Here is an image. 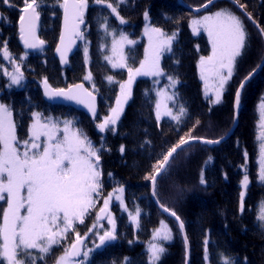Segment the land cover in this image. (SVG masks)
<instances>
[{
  "label": "trees",
  "instance_id": "trees-1",
  "mask_svg": "<svg viewBox=\"0 0 264 264\" xmlns=\"http://www.w3.org/2000/svg\"><path fill=\"white\" fill-rule=\"evenodd\" d=\"M184 1L190 5L196 2V7L207 2ZM259 1L240 0L247 4L245 10L264 26V2ZM14 2L20 4V0ZM46 5L40 9L39 27V36L45 41L44 48L27 52L19 38L18 8H9L0 3V14L6 18L0 20V41H6L13 57H24V53H27L22 61L17 60L21 64L23 87L13 86L9 89L7 76L0 75V101L13 107L17 135L21 138L25 136L31 123V112L56 118H69L72 115L80 118L79 128L94 145H104L100 160L102 194L107 196L116 187L122 186L124 207L115 205L112 208L117 225V243L103 252L95 250L87 264H124L125 259L128 264H149L148 248L163 223L170 225L173 238L159 241L165 251L158 264H185L186 252L179 228L152 202L151 182L146 177L153 173L157 161L178 142L180 136L190 132L192 136L217 139L229 131L233 124L236 90L263 58L262 38L251 22L242 16L250 32V43L236 62L235 75L222 103L215 104L206 96L199 72L200 59L208 56L211 44L207 35L193 33L190 21L197 14L179 5L178 0H125L118 8L119 17L126 21L124 24L119 23V18L111 13L106 4L97 5L95 0H89L85 14L87 27L82 29L84 39L80 40L78 51L70 58L68 68H61L54 54L61 30L62 9L53 6V0H46ZM223 7L232 8L241 15L237 8L226 1L217 3L206 13ZM145 11L148 12L151 27L161 28L168 35L177 33L172 50L162 56L161 65L164 77L171 76L177 81L176 97L171 107L176 113L178 106L182 105L186 109L187 119L182 118L181 123L171 118L157 120V86L150 78H139L135 82L115 133H101L95 128L99 116L94 123L81 112L44 101L41 86L45 77L55 89L84 83L98 95L99 115L103 116L113 106L119 84L128 79V69H137L144 59ZM104 17H107L109 30L121 32L134 42L128 50V69H114L105 59L109 55V48L105 47L106 35L101 28ZM85 44L88 45V58L85 57ZM0 64L9 72L13 71V65L2 56ZM89 73L91 80L85 79ZM108 76L113 77L112 82L106 79ZM263 92L264 69L243 93L239 126L231 139L219 147L196 144L187 152L180 151L175 155L174 162L171 160L168 174L158 179L157 198L163 206L174 210L185 225L192 250L191 264H220V253L235 258L237 264H244L245 258L247 264H264V234L256 226L261 202L264 201V184L257 179L259 145L256 113ZM121 146L124 147L123 154L119 151ZM245 165L249 176L246 190L241 184ZM201 177L206 181L204 185L200 184ZM241 192L244 193L242 214L238 211ZM137 207L141 215L139 223L135 225L129 213L134 214ZM95 215V212L89 214L84 224L76 225L81 236L88 232L93 223L98 224ZM205 239L209 241L208 260L204 259ZM60 254L57 248L44 260L38 259L37 264H54Z\"/></svg>",
  "mask_w": 264,
  "mask_h": 264
},
{
  "label": "snow or ice",
  "instance_id": "snow-or-ice-1",
  "mask_svg": "<svg viewBox=\"0 0 264 264\" xmlns=\"http://www.w3.org/2000/svg\"><path fill=\"white\" fill-rule=\"evenodd\" d=\"M0 3L9 8H18L19 15V38L28 49L41 48L45 41L38 39L36 35L37 21L40 19V9L47 6L46 0H20L16 4L14 0H0ZM125 3V0H95L97 5H105L119 18L121 24L126 21L119 17V5ZM216 0H207L206 3L196 8L199 13L209 4H215ZM235 8L239 9L241 15H238L232 8L223 7L209 14H201L193 18L190 23L194 34H199L201 30L207 33L211 42L212 53L210 56L202 57L199 62L201 75L207 80L208 75H213L219 81V88L223 89L225 83L232 77L235 64L247 50L250 43V36L244 22V18L251 22L256 28L260 37L264 38V26L256 20L251 13L243 11L247 4L240 0H229ZM53 6H58L63 12V32L59 37L57 52L61 54V59L67 63L65 52L70 51L75 39H84V33L81 25L85 24V14L89 7V0H53ZM242 16L244 18H242ZM145 20L148 19V12H144ZM6 18L0 14V20ZM105 35H111L112 52L117 51L116 32L107 27V17L101 24ZM157 37L155 43H152V37L149 36L151 52H146L145 61L141 63L139 69H128L129 77L126 83L119 84V95L115 100V107L109 109L110 115L103 117L98 123L99 132L115 133V125L120 119L124 105L128 103L131 96V84L133 76L136 74L159 76L163 75L160 68V53L167 49L171 51L172 41L177 33L168 35L161 28L153 27L150 29ZM67 45L65 46V42ZM120 41L134 43L120 33ZM87 44V41L85 40ZM0 56L7 59L13 65V71L9 72L0 64V75L7 76V87H23V73L21 64L17 60L24 57H13L6 41H0ZM85 57L88 58V50L85 48ZM105 59L112 63V58L105 56ZM123 60V57H121ZM113 67L117 65L112 64ZM120 67L125 65L121 63ZM247 76L238 86L235 94V105L239 108L240 90L245 83L251 79ZM85 79L91 80L89 73ZM109 82L113 77L108 76ZM172 85L177 82L171 76L168 77ZM45 95L50 99L53 97H62L66 100H74L77 104H82L89 109L95 116V96L92 92L84 89L82 84L72 85L67 89L60 88L49 91L47 78L43 79ZM166 91V90H165ZM159 94V93H158ZM175 93H173V96ZM172 97H169L171 99ZM221 99V92L217 91L213 103L218 104ZM160 107L159 104L156 105ZM264 111V103L260 105ZM13 107L0 101V264H37V260H44L46 256L52 254L54 246H60L69 239V233L74 234V239L63 247V254L58 257L56 264H86L88 254L94 250H99L106 243L117 239L115 232V219L110 211V201L113 199L123 203L121 194L124 192L122 186L114 189V192L103 196L102 194V168L100 164L104 145L96 146L89 139L86 133L74 125L71 120L57 121L52 117L44 116L40 112H31L28 131L23 138L17 135V123L13 118ZM166 115L177 123L182 122V118L187 119L186 109L180 105L176 114L172 110H166ZM159 120V112H157ZM264 127V125H262ZM264 140V132L261 133ZM226 139L222 136L217 139L205 138L201 136L187 135L180 136L178 142L170 148L158 160L153 173L146 178L151 182L153 197L157 196L156 184L157 177L161 173L168 174L171 168L170 159L174 162V154L178 149L181 152H187L196 144L219 145ZM144 143H150L145 141ZM187 146V147H185ZM123 154L124 147L119 149ZM245 156L247 153L245 152ZM209 161L211 157L208 158ZM241 181L242 187L246 190L249 184V176L246 165ZM258 182L264 184V142L259 147L258 157ZM206 181L201 177L200 184L204 185ZM103 197V204L97 210V204ZM165 213H170L178 222V228L183 234L184 223L174 210L161 205ZM261 208H264V201L261 202ZM125 211L127 208L125 207ZM239 213L244 212V193L241 192L238 201ZM95 212V220L99 221L107 218L108 223L112 225L111 229L100 232L103 225L93 223L91 228L84 236H81L76 230L77 223L84 224L85 218ZM133 222L139 223L141 210L137 207L133 213H129ZM257 229L264 234V213L258 214ZM91 234L96 239L91 241L92 247L84 249V241ZM163 241L170 240L171 229L161 232L157 230L155 237ZM186 240V234H184ZM98 241V242H97ZM131 243V241H130ZM208 239L203 241L204 259H209ZM35 250V252L33 251ZM165 248L159 243H152L148 248L149 264H158L160 256ZM77 257H82L77 259ZM220 264H237L235 258L218 254ZM124 264H128L125 259ZM244 264H247L246 258Z\"/></svg>",
  "mask_w": 264,
  "mask_h": 264
},
{
  "label": "rangeland",
  "instance_id": "rangeland-1",
  "mask_svg": "<svg viewBox=\"0 0 264 264\" xmlns=\"http://www.w3.org/2000/svg\"><path fill=\"white\" fill-rule=\"evenodd\" d=\"M260 3H261V1H259ZM196 5H197V3L196 2H194V3H192V6H194V7H196ZM213 12H215V11H213ZM209 13H211V12H208V13H204V14H209ZM200 15H197V16H194L193 18H196V17H199ZM192 18V19H193ZM118 21H119V19H118ZM120 23V22H119ZM19 28V27H18ZM151 28H153V27H151L150 26V23H149V18L147 19V24H146V28H145V30H144V33H143V37H144V39H145V41H146V50H145V54H146V52H148V53H150L151 52V47H150V40H149V36H151L152 37V43H155V41H156V39H157V37H156V35L154 34V33H151V31H150V29ZM116 32V31H115ZM121 33V32H120ZM120 33H117L116 32V36H115V39H116V41L118 42L117 43V51L115 52V53H113L112 52V50H111V48H112V40H113V37L111 36V35H106V43H105V47H108L109 48V57H111L112 58V63H110V62H108L111 66H112V64L113 63H115L117 66L116 67H114V69H128V50H129V48H131L133 45H134V43H131V44H129V43H127L126 41H123V42H121L120 41ZM201 33H203V34H205V35H207V33L206 32H204L203 30H201L200 31V33L199 34H201ZM250 33V32H249ZM125 35V34H124ZM126 36V35H125ZM127 37V36H126ZM207 37H208V35H207ZM127 39L128 40H130L128 37H127ZM208 40H209V38H208ZM131 41V40H130ZM209 42H210V40H209ZM210 44H211V42H210ZM172 45H173V41H172V44H171V50H172ZM84 48H87V50H88V45H84ZM171 51H168L167 49H165L164 51H162L161 53H160V60H159V65H160V68L162 69V65H161V59H162V56L163 55H165V54H167V53H170ZM211 53H212V46H211V50H210V53L208 54V56H210L211 55ZM121 57H123V60H121ZM207 57V56H206ZM145 61V56H144V59H143V61H142V63ZM121 63H123L125 66L124 67H120L119 65L121 64ZM113 67V66H112ZM140 68V66L137 68V69H139ZM235 68H236V64H235V67H234V70H233V75H232V77L225 83V85H224V87H223V89H220L219 88V81L213 76V75H208V77H207V80H205L203 77H202V75H201V70H200V66H199V72H200V75H201V80H202V83H203V86H204V91H205V94H206V96L211 100V102L212 101H214L215 100V95H216V92L217 91H220L221 92V99H220V102L218 103V104H220V103H222V100H223V97H224V94L226 93V91L230 88V84L232 83V79H233V76L235 75ZM135 70V69H134ZM162 71H163V69H162ZM165 75H164V72H163V75H159V76H152V75H142V74H136V75H134L133 76V82H132V84H131V96H132V90H133V86H134V84H135V82L139 79V78H150V79H152L155 83H156V86H157V104H159L160 105V107L159 108H157V112H159V119H164V118H171V116H169V115H166L165 113H166V110H172L173 111V109H172V104L174 103V101H175V95L173 96V93H175V88H176V83H175V85H172L171 84V82L169 81V79L168 78H166V77H164ZM129 77V76H128ZM128 80V79H127ZM127 80L125 81V82H123V83H126L127 82ZM166 81L165 82V84H163V85H161L160 86V84L163 82V81ZM166 90V91H165ZM159 93V94H158ZM118 95H119V93H118ZM131 96H130V98H131ZM261 97H260V100H259V102H258V104H257V114H258V120H257V128H258V145H259V147H260V144L262 143V142H264V140H262L260 137H261V133L262 132H264V127H262V125H264V111H262L261 110V108H260V105L262 104V103H264V92L260 95ZM169 97H172L171 99H169ZM130 98H129V100H128V102L130 101ZM128 104V103H127ZM127 104L126 105H124V108H123V112H124V110H125V108H126V106H127ZM216 104V103H215ZM112 107H115V102H114V104H113V106ZM109 109L110 108H108L107 109V111H106V113L103 115V116H101V115H99V118H98V121H97V123H96V126H95V128L98 130V128H97V125H98V123H100L101 121H102V118L103 117H106V116H108V115H110V111H109ZM123 112H122V114H123ZM173 113L174 114H176L174 111H173ZM122 114H121V116H122ZM121 116H120V118H121ZM50 117H52L54 120H57V121H63V120H71V121H73L74 122V125L77 127V128H79V126H78V122H79V120H80V118H76V117H73L72 115L71 116H69V118H56V117H54V116H50ZM172 119V118H171ZM120 120V119H119ZM119 122V121H118ZM118 122H117V124H118ZM116 124V125H117ZM116 125H115V127H116ZM80 129V128H79ZM99 131V130H98ZM91 140V139H90ZM94 144V143H93ZM258 151H259V148H258ZM114 192V191H113ZM113 192H111V193H113ZM111 193H109V194H111ZM121 200L123 201V203H120L119 201H117V200H115V199H113L112 201H110V211H111V213H112V208H113V206H115V205H119L120 206V208H122V206L124 207V200H123V195L121 194ZM3 204V202H0V205H2ZM102 204H103V199H101L100 200V203L99 204H97V210L102 206ZM260 213H264V208H261L260 207ZM91 214V213H90ZM113 215V214H112ZM130 220H131V222L132 223H134L135 225H137V223H135V222H133V220H132V218H131V216H130ZM78 224V223H77ZM76 224V225H77ZM76 225H75V227H76ZM98 225H103V228L102 229H99V231L100 232H103L104 230H109V229H111V227H112V225H110L109 223H108V220H107V222L105 223V224H98ZM116 228H117V225H116V222H115V232H116ZM168 229H171V227H170V225H168L167 223H163V225H162V227L160 228V231L161 232H163V231H167ZM156 234V233H155ZM171 237L173 238V231H172V229H171ZM172 238L170 239V240H172ZM74 239V234L73 233H69V239L68 240H66L65 242H64V244H62V245H60V246H54L53 247V249H52V252L55 250V249H57L58 248V251H61V254L60 255H62L63 254V252H62V250H63V247L64 246H66L68 243H71L72 242V240ZM94 239H96V237H94L93 235H91V234H89L88 235V239H87V242H86V244H85V250L87 249V248H89V247H92V244H91V241L92 240H94ZM155 240L153 241V243H159V241H160V239H158V238H154ZM170 240H168V241H170ZM98 242V241H97ZM34 252H35V250H33ZM94 252H95V250L93 251V252H90L89 254H88V257H87V261H86V264L88 263V261L90 260V258L92 257V255L94 254ZM59 255V256H60ZM150 255V254H149ZM47 257V256H46ZM161 257V256H160ZM54 264H56V261H55V263Z\"/></svg>",
  "mask_w": 264,
  "mask_h": 264
},
{
  "label": "water",
  "instance_id": "water-1",
  "mask_svg": "<svg viewBox=\"0 0 264 264\" xmlns=\"http://www.w3.org/2000/svg\"><path fill=\"white\" fill-rule=\"evenodd\" d=\"M223 1L229 2V0H216V3L215 4H209L207 8L202 9V11L199 12V13L196 11V8L197 7H194V6L186 3L184 0H178V3H179V5H181L182 7H184L185 9H187L188 11H190V12L198 15V14H201V13H204V12L208 11L211 7H213L214 5H216L219 2H223ZM243 11L247 12L245 9ZM85 24H86V18H85ZM18 26H19V22H18ZM39 27H40V19H39V21H37L36 35H37L38 39L41 40V38L39 36ZM84 27H85V25H81V30ZM62 32H63V12H62V17H61V30H60V35L62 34ZM60 35H59V37H60ZM262 41L264 43V38H262ZM21 43H22L23 48L27 52H36V51H40V50H42L44 48V45H43L41 48H38V49H28V48L25 47V45H24V43H23L22 40H21ZM66 45H67V41L65 42V46ZM79 45H80V39L77 38V39H75L74 43L72 44L70 51H66L65 52V58L67 60V63H65L61 59V54L56 51V49L58 47L62 48V50H63V47H64V46H61L60 45L59 39H58V43H57V46L55 48L54 54H55V57L58 59L61 68H68L69 67V65H70V58L78 51ZM263 69H264V56L261 59V62L257 66V68L250 73V74H252L251 75V79H249L247 81V83H245V86H244L243 89H239L240 90V104H239V108L236 107V105H235V98H234V103H233V124H232L231 128L229 129V131L224 135V136H226V139L224 141H222L219 145H211V146L205 145V146L211 147V148L219 147L222 144H224L225 142H227L229 139H231V137L234 135V133L236 132V130H237L238 126H239L243 93H244L247 85L252 80H254L261 73V70H263ZM77 84H82L83 87H84V89H87L88 91L92 92L84 83H77ZM77 84H74V85H77ZM48 85L50 86L49 91L55 90V88L51 87V85L49 84V82H48ZM41 91H42L43 99H44V101L46 103H49V104H52V105H55V106L70 107V108L74 109L75 111H79V112L84 113L93 122L97 119V117L99 115V111H100V107H99V97L94 92H92V93L95 96V102H94L95 103V116H93V113L90 112L87 107H85L82 104H77L76 101H74V100H71L70 101V100L63 99L62 97H53V98L50 99L49 97H47L44 94L45 93V87H44V84L43 83H42V86H41ZM201 145H204V144H201ZM185 147H187V146H185ZM179 152H180V150L178 149V151H177L176 154H178ZM176 154H174V157H175ZM170 162H171V159H170ZM162 175H163V173H161V176ZM159 178L160 177H157V182H158V179ZM156 186H157V184H156ZM150 187H151V184H150ZM152 191H153V189L151 187L150 196H151V200L154 203V205L157 207V209L160 211V213H162L165 217L173 220L176 223V225L178 226V222L176 221L175 217L171 216L170 213H165L163 211V208L161 207L162 204L160 203V201L157 198V196L156 197H153ZM107 220L108 219L105 218V219L99 220L97 222L98 223H105ZM179 231H180V234H181V237H182V240H183V243H184V247H185V252H186L185 264H191V254H192V250H191V245H190V242H189V239H188V235H187V231H186L185 225H184V229H183V234H182V232H181L180 229H179ZM184 234H186V237H187L186 240L184 239ZM86 242H87V239L84 241V249H85ZM116 243H117V239L115 241L110 242V243H106L105 246H102V248L99 249V250H97V251L98 252H103L107 247H109L111 245H114ZM80 258H82V257H77V259H80Z\"/></svg>",
  "mask_w": 264,
  "mask_h": 264
},
{
  "label": "flooded vegetation",
  "instance_id": "flooded-vegetation-1",
  "mask_svg": "<svg viewBox=\"0 0 264 264\" xmlns=\"http://www.w3.org/2000/svg\"><path fill=\"white\" fill-rule=\"evenodd\" d=\"M261 2H264V0H260ZM86 116V115H85ZM87 117V116H86ZM88 118V117H87ZM90 120V119H89ZM96 121H94V123H95Z\"/></svg>",
  "mask_w": 264,
  "mask_h": 264
}]
</instances>
